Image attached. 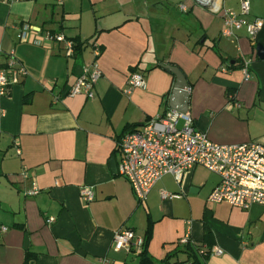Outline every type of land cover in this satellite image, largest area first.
<instances>
[{"label": "crops", "instance_id": "crops-1", "mask_svg": "<svg viewBox=\"0 0 264 264\" xmlns=\"http://www.w3.org/2000/svg\"><path fill=\"white\" fill-rule=\"evenodd\" d=\"M239 1L217 0L215 10L192 0H0V67L12 56L26 71L0 96V264H140V250H115L112 239L123 228L143 237L148 222L155 263L186 236L207 247V225L222 253L205 264H264V205L207 201L215 173L195 166L179 182L166 174L140 203L109 164L120 158L125 128L170 108L175 75L164 64L184 74L187 112L210 140L264 144V59L256 54L264 0H249L245 19L259 24L254 39L244 26L222 34L223 11L239 13ZM44 31L76 38L74 55ZM94 59L101 70L94 96L68 95ZM131 71L142 73L145 86L126 93ZM198 168L215 177L198 178ZM33 181L39 191L26 195ZM83 185L92 187L91 201L81 198ZM161 190L172 195L162 198ZM169 261L190 264L181 251Z\"/></svg>", "mask_w": 264, "mask_h": 264}, {"label": "built area", "instance_id": "built-area-1", "mask_svg": "<svg viewBox=\"0 0 264 264\" xmlns=\"http://www.w3.org/2000/svg\"><path fill=\"white\" fill-rule=\"evenodd\" d=\"M13 2L17 0H5ZM195 3L217 8V0H192ZM239 13L224 10L222 13V34L230 36L235 30L245 27L251 39L255 38L259 24L248 21L245 16L249 13V0L239 1ZM180 8L185 10V5ZM29 24H23L22 29L28 30ZM48 40L63 44L67 56L74 55L75 41L65 37L62 33H45ZM92 50L96 58L99 47L92 43ZM1 51V50H0ZM244 78L249 76L248 61L242 66ZM26 73L24 67L16 63L11 56L0 67V96L9 94L13 84L18 83L20 75ZM101 76V70L94 59L84 66L74 83L69 87L67 94H84L94 96V84ZM145 80L142 73L131 71L124 89L129 93L133 87H144ZM236 107L240 103H234ZM3 114V111H1ZM117 150L120 158L116 162L117 173L130 184L136 199L141 203L153 185L164 175H172L177 182L183 173L195 166H202L215 173L219 180L208 194L207 201L211 203L226 202L238 208H247L253 203L264 205V144L256 141H246L233 144H221L210 140L205 132L195 127L194 119L189 112H181L169 108L164 113L156 114L141 125L124 132L117 141ZM19 154V150L16 149ZM22 174L26 177V171ZM39 191L33 181L31 189L26 195H35ZM162 198L171 196L164 190L160 191ZM80 196L84 201H91L94 197L91 186L80 187ZM49 222L53 217H49ZM6 228L0 226V230ZM187 236L179 240L187 241ZM143 237L135 234L131 228H123L114 232L112 247L115 250L130 251L132 247L140 250ZM222 249L212 247L211 255H219ZM104 258H98L93 264H103Z\"/></svg>", "mask_w": 264, "mask_h": 264}, {"label": "trees", "instance_id": "trees-1", "mask_svg": "<svg viewBox=\"0 0 264 264\" xmlns=\"http://www.w3.org/2000/svg\"><path fill=\"white\" fill-rule=\"evenodd\" d=\"M73 40L76 41V38H73ZM76 47V45H75ZM234 94V91L230 90L228 92V95ZM134 128H125L124 131L119 135V137L126 131ZM118 137V139H119ZM117 139V141H118ZM152 235V223L148 222L144 235H143V243L139 252V263L140 264H166L170 262V258L173 257V255L181 251L186 254V260L190 262V264H205L207 258L211 255V249H212V233L207 225H204V237H203V243H205L204 247L200 243H197L195 241H192L191 239H187L185 243L182 244V248H180L178 251L174 253L167 254L162 260H160L158 263H155L150 256L147 253V245ZM132 249V248H131Z\"/></svg>", "mask_w": 264, "mask_h": 264}, {"label": "water", "instance_id": "water-1", "mask_svg": "<svg viewBox=\"0 0 264 264\" xmlns=\"http://www.w3.org/2000/svg\"><path fill=\"white\" fill-rule=\"evenodd\" d=\"M256 54L260 59H264V44L258 43L256 45ZM164 68L168 69L175 75V84L173 88V92L169 101V106L172 109L179 110L181 112H187V90L188 85L182 71L176 67L169 64H164ZM116 159L112 156L109 160V164L113 174H117L116 169ZM193 187L190 188V191H193Z\"/></svg>", "mask_w": 264, "mask_h": 264}, {"label": "rangeland", "instance_id": "rangeland-1", "mask_svg": "<svg viewBox=\"0 0 264 264\" xmlns=\"http://www.w3.org/2000/svg\"><path fill=\"white\" fill-rule=\"evenodd\" d=\"M44 33H46V32L44 31ZM196 176H197L198 178H203V179L210 177L209 181H210L212 178L215 177L214 174L210 173L209 171H207V170H205V169H203V168H198V169L196 170Z\"/></svg>", "mask_w": 264, "mask_h": 264}]
</instances>
